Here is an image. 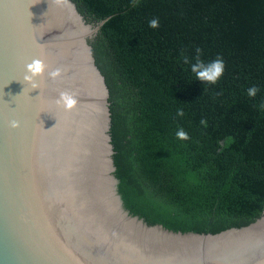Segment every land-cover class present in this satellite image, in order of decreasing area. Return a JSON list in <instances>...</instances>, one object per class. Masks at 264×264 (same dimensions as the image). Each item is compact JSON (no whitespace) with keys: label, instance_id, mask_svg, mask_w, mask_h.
I'll return each mask as SVG.
<instances>
[{"label":"water","instance_id":"obj_1","mask_svg":"<svg viewBox=\"0 0 264 264\" xmlns=\"http://www.w3.org/2000/svg\"><path fill=\"white\" fill-rule=\"evenodd\" d=\"M108 19L75 0H0V264H264V206L246 225L205 229L127 175L92 46ZM34 59L47 68L28 82ZM65 90L71 111L55 103Z\"/></svg>","mask_w":264,"mask_h":264},{"label":"trees","instance_id":"obj_2","mask_svg":"<svg viewBox=\"0 0 264 264\" xmlns=\"http://www.w3.org/2000/svg\"><path fill=\"white\" fill-rule=\"evenodd\" d=\"M75 1L91 22L109 17L92 46L110 88L127 175L159 208L190 225L223 230L258 217L264 0ZM153 18L158 28L149 27ZM197 48L205 63L224 60L215 85L190 70ZM253 85L254 98L246 94ZM180 128L189 139L176 137Z\"/></svg>","mask_w":264,"mask_h":264},{"label":"clouds","instance_id":"obj_3","mask_svg":"<svg viewBox=\"0 0 264 264\" xmlns=\"http://www.w3.org/2000/svg\"><path fill=\"white\" fill-rule=\"evenodd\" d=\"M57 3L60 2V0H56ZM133 5H136V0H132ZM149 27L151 28H158L159 27V19L153 18L149 21ZM197 56L195 57V62L190 63L189 57L185 56L183 57V62L185 64L190 63V70L192 73L195 74V77L201 81H203L205 84L215 85L220 77L224 73L225 64L222 57L217 56L216 59L211 60L207 63L202 61L200 59V52L201 49H196ZM47 66L44 64L42 60L34 59L32 62L28 63L26 65V74L24 76V80L31 82L34 80L37 76H42L45 72V69ZM49 78L55 80L56 78L61 76V69L56 68L48 72ZM37 86L33 84V88H36ZM259 91L258 87L253 85L246 89V94L249 97H255L257 95V92ZM55 103L62 107L65 111H71L76 105H77V99L76 94L72 91H61L59 93V98L56 99ZM178 116H183L184 112L183 109L177 110ZM200 123L202 125H206V120L201 119ZM11 126L17 127L18 122L12 121ZM176 137L180 140H187L189 139V136L186 131L183 130V128H180L176 132Z\"/></svg>","mask_w":264,"mask_h":264}]
</instances>
